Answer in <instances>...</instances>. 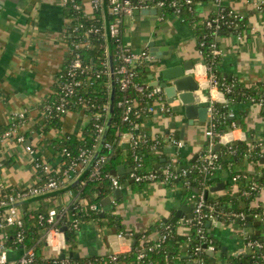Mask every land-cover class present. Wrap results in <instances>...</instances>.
Returning <instances> with one entry per match:
<instances>
[{"label":"crops","instance_id":"1","mask_svg":"<svg viewBox=\"0 0 264 264\" xmlns=\"http://www.w3.org/2000/svg\"><path fill=\"white\" fill-rule=\"evenodd\" d=\"M82 3L86 14L92 16L90 0H82ZM223 5L242 17L248 30L243 36L239 35L241 39L233 33L218 38L222 53L221 76L229 82L235 81L245 87L264 83V10L258 8V0H224ZM217 8L212 0L204 1L197 4L195 15L207 19L216 13ZM103 11L107 28V23L111 25V14L106 0ZM124 17L127 25L124 44L131 53L139 55L147 51L151 55L149 45L154 42L159 49L172 51L176 61L181 63L193 61L194 78L201 84L198 93L201 95L202 105H208L210 96L217 103H227L221 91H208L206 64L198 50L197 38L191 27L175 16L168 17L163 22L158 20V14L149 16L133 14ZM71 23L62 0H0V196L9 189L23 191L39 183L38 173L33 168L34 160L46 161L54 168L61 169L62 157L55 156L51 150L52 142L60 136V133L51 129L47 134H43L40 126L44 125L46 117L43 105L54 93L58 74L70 53L68 40L71 35ZM149 66L150 75H153L155 66ZM161 101L164 105L171 106L174 114L169 116L158 109L141 128V132L150 137L160 136L165 142L169 139L184 141L185 146L182 150L178 152L172 150L171 153H165L162 158L169 161L180 157L182 166L188 168L193 164L192 160L196 155L200 157L206 151L208 121L201 123L196 120L194 125H190L180 102L168 104L165 98ZM22 111L28 112L29 121L20 129V134L26 138L27 144L33 147V153L27 152L26 145L18 143L15 138L1 139L14 116ZM230 112L234 115L236 124L237 121L240 124L241 119L244 118L247 129L230 130L222 136L221 144L246 142L253 147L256 145L264 147V117L260 106L253 103H232ZM92 119L93 115L85 108L70 111L61 119L62 133L81 136ZM172 123L175 127L171 126ZM121 147L124 152L132 148L129 134L122 138ZM262 164L264 165V158ZM240 170L250 175L257 173L256 165L247 160ZM222 174L215 176L214 179L224 182L226 189L211 194L210 198H221L231 192L238 199L241 186L237 183L233 184L229 175L228 178H224ZM132 184L129 181L122 185L123 195L120 200L115 201L114 194L108 197L113 203L104 206L103 202L102 211L107 216L119 218L124 232L134 235L135 238L120 237L119 232L108 225L109 219L105 218L104 214L102 221L93 219L80 226L76 232L77 245L73 251L68 248L59 253L45 245L44 257L54 259L60 258L62 253H66L67 256L72 253L78 255V260H87L127 254L132 251L136 235H142L160 221H169L180 211L184 216L177 215V217L182 219V222L191 220L182 210L194 207L195 200L187 193L183 181L174 184L153 182L135 189ZM215 185L216 183L213 186ZM44 200L23 204L19 207L20 215L26 220L27 213L23 209L26 205H31L32 210L43 206L49 211L59 206H71L76 199L72 193L66 192L52 201L41 202ZM257 203L264 206V190ZM238 221L240 219L232 223L208 221L222 223L221 228H207L208 234L216 244L214 264H227V258L230 257L250 256L252 250L245 243L246 235L255 237L260 233L259 237L264 238V221L261 218L255 219L254 222L262 221L263 225L253 228L248 225L243 228ZM12 230L13 228H7L2 232L0 254L5 247L9 263L18 264L25 248H17L8 243L6 233ZM180 231L187 233L188 230L183 227ZM262 258L264 264V253ZM67 260L78 261L69 257ZM176 264L182 262L178 261Z\"/></svg>","mask_w":264,"mask_h":264},{"label":"trees","instance_id":"2","mask_svg":"<svg viewBox=\"0 0 264 264\" xmlns=\"http://www.w3.org/2000/svg\"><path fill=\"white\" fill-rule=\"evenodd\" d=\"M164 1L166 6L163 9V13L167 18L174 17L175 9L170 3L175 0ZM109 2L110 0H106L108 5ZM131 2L132 4H137L138 0H131ZM79 3H81V0H79ZM196 6L193 7L194 10H196ZM66 10L68 18L72 21L70 27L71 35L68 40L70 53L58 74L54 93L43 105L44 112L48 107H53V109L46 114L44 125L40 126L43 134H47L51 129H55L60 133V136L52 142L51 150L55 156L60 155L62 157V165L61 169L54 168V171L49 174L38 171L37 173L41 178V184L47 183L50 179H62L63 173L67 169L74 164H80L82 162L83 158L81 155L84 151H93L97 145L99 147L100 142L98 141L99 132L97 126H103L107 122V108L110 106L112 79H114L116 84L112 125L106 138V143H110L111 148L103 147L98 156V158L103 156L104 159H95L92 165H89L82 174L84 175L83 179L78 185H67L66 188L64 187L59 190L62 193L56 195L57 197L50 198L47 201H41H52L66 192L72 193L77 200L69 207L68 217L61 219L59 224L61 229L67 227L65 233L67 243L70 250L73 251L77 245L76 231L72 228L73 222L78 220L84 223L93 219L102 221L104 214L105 218L109 219L108 225L111 228L117 230L119 234L123 233L126 236L135 238L134 235H129V233L124 232L119 218L110 215L107 216L102 211L104 209V200L112 196L115 192L110 176L113 171L124 166L127 170L132 169V171L127 174L125 180L118 177L122 185L133 181L132 174L144 177L148 174L155 173L159 176L156 182L162 181V169H157L156 167L160 159L165 156L166 143L159 136L158 139L148 137L145 139L146 141L140 140L128 152H124L121 147V141L124 135L134 133L137 138L143 135L141 128L152 116L148 109L153 102L146 95H136L133 86L128 90H121L119 83L121 75L118 74V69L124 64L122 58L123 41L124 33L127 29L125 17L123 15L110 16L111 24L118 23L119 26L118 35L111 38L112 73L107 35H105V31L102 29L105 22L103 8L97 10L94 19L91 20H88L83 12L76 11L70 4L66 6ZM232 12L231 8L222 5L217 8L214 15L207 19H201L195 15V11H190L189 7L185 5L181 9L180 16L184 19V23L195 32L198 50L201 51L206 66L210 68L209 74L218 80L220 88L226 97L227 103H215L214 105L215 117L213 123L215 127L213 131L215 132L216 147L220 145V149L217 151V154H219L217 164L222 168V173H228L231 181L234 177L239 176L237 182H232L233 184L237 183L242 188L239 192L238 199L231 192H228L221 198H209L205 203L203 214H210L211 208H214L219 221L232 223L237 219H232L229 216L243 213L246 219L242 220L239 224L241 227L246 228L248 225L247 218L249 217L253 218V220L261 218L264 221V206L257 203L264 188V165L262 164L264 147L259 145L253 147L246 142L221 145L219 144L218 135L222 136L235 128L247 129L244 118L241 119V123L238 125L236 124V119L232 120L229 118L228 114L230 112V104L232 103H262L261 110L262 116L264 117V83H259L253 87H245L235 81L229 82L221 76L220 65L222 55H214L212 44L216 43L218 48H220L218 38L221 35L227 36L233 33L243 36L245 31L248 30L246 22L237 20ZM215 20L219 21L215 22ZM208 22H212V26H208ZM231 24L234 27H230L229 25ZM217 25L220 26L219 30L216 29ZM95 28L100 29V31H93ZM76 43H89L90 46L76 49ZM76 55H79V59L83 65L82 69H74L71 65ZM134 73L135 84L150 87V66L146 61L137 64ZM76 82L79 85L74 87L71 96L66 97L68 111L85 108L92 115L99 114L102 116L98 120L92 119L81 136L62 133L61 119L64 115L57 112L56 109L60 100L65 96L62 87L66 84ZM162 96L163 93L160 92L156 98L160 100ZM126 99L137 100V104L141 109L139 115H130V121L124 120L126 106L120 105ZM28 121L29 116L18 122L21 125L28 123ZM207 126H211V121H208ZM204 154L205 152L200 155L195 163L190 164L186 168L192 174L191 176L187 175L185 178L173 180L170 183L174 184L177 181H183L186 184L185 188L191 199L195 195H203L207 188L216 183L214 178L201 171L202 161L200 158ZM246 160L256 165L257 170L256 174H249L247 178L244 177L245 172L240 170ZM97 162H99V175L92 176ZM168 165L182 167V160L180 157L175 160H167L164 167ZM147 184H149L148 181L139 183L133 181L131 186L135 189L142 188ZM21 192V190H6L0 196V201L11 195L17 196ZM82 203H85L86 206L81 207ZM92 205H96L98 211H92L90 209ZM30 206L26 205L23 207L27 213L23 226L13 227V230L10 233H6V235L9 244L17 248H33L35 250V261L32 264H176L178 261L182 262V264H214L216 262L207 250L210 246L216 247V244L207 231L206 224L208 219H203V225L200 226L197 221L191 223L182 222V219L177 217V215H173L167 222L160 221L136 238L132 251L127 254L116 255L117 261L110 262L108 258L81 259L77 262L62 261L60 258L46 259L43 254V247L45 246L44 235L51 228V225L46 221L49 211L45 210L43 206L32 210ZM183 227L188 230L187 233L180 231ZM201 228L204 230L203 233H199ZM20 234L23 237L22 243H18V236ZM163 236H167V238L162 242L161 239ZM244 239L245 243L251 240L264 242V238H255L251 235H246ZM198 247L201 248L200 252H196V248ZM263 253L264 250H252V253L247 258H227V264H263ZM141 255H143L142 258H140ZM200 260L203 262L201 263Z\"/></svg>","mask_w":264,"mask_h":264},{"label":"built area","instance_id":"3","mask_svg":"<svg viewBox=\"0 0 264 264\" xmlns=\"http://www.w3.org/2000/svg\"><path fill=\"white\" fill-rule=\"evenodd\" d=\"M206 0H175L170 3V5L175 9V17L179 18L182 22H184V19L180 16L181 15V9L183 6H188L190 11H195L194 6L197 5L198 3L204 2ZM215 5L219 8L220 6L223 5L224 0H212ZM92 9H93V15L90 16L89 14H86L83 8V3L81 0V3H79V0H62V4L66 7L68 4H70L76 11L83 12L85 17L88 20L94 19L95 17V12L99 9L103 8L104 5V0H90ZM165 1L164 0H138L137 4H132L131 0H110L109 2V9H110V14L111 15H123V16H132L134 14V10L139 9H157L158 10V20L163 22L164 20L167 19L165 14L163 13V9L165 8ZM264 0H258V8L260 10H264ZM237 20H243L242 17L237 15L236 13L232 12ZM219 20H215V22H218ZM208 26H212V22L207 23ZM230 27H234V25H229ZM102 29L105 31V35H107L106 32V26L105 23L102 27ZM217 30L220 29V26L217 25L216 27ZM93 31L98 32L100 29L95 28ZM110 31H111V38L116 37L119 33V26L118 23L116 24H111L110 25ZM238 38L241 39V37L238 35ZM86 46H90L89 43H76L75 48L80 49ZM203 46V44H201ZM212 50L215 56L222 55L220 48H218L217 44H212ZM201 53V51H200ZM122 58L124 64L118 69V74L121 75L119 79V83L121 86V90L125 91L128 90L131 86H133L134 91L136 92V95L141 96V95H146L149 99H152L153 102L151 106L149 107L148 111L153 115L157 113L158 109L169 115L172 116L174 114L173 109L169 105H164L163 101L159 100L157 97L158 93L161 91L156 88H152L144 85H137L134 83V78H135V73L134 69L137 64L145 62L146 60L150 59V53L147 51L142 52L139 55H134L131 53L130 49L127 48L124 44L123 41V53H122ZM72 67L74 69H82L83 65L79 59V55H76L75 59L72 61ZM207 68V77H206V83L208 87V91H221L224 95V92L220 88V84L218 80L210 76V68ZM200 84V83H199ZM79 83H73V84H66L62 87L63 92L65 93V96L60 100V103L57 105L56 109L57 112L60 114H63L66 116L69 111L67 109L66 101L68 96H71L74 91V87L78 86ZM201 88V84H200ZM217 103L214 99H212V96L208 98L207 104H208V121H211V126L207 127L206 130V136L208 138L207 142V147L206 151L203 157L200 158L202 161V168L201 171L208 174L210 177L214 178L215 176H218L222 173V168L217 164L219 160V154H217V151L215 150L216 147V141H215V132L213 131L215 124L213 123L214 117H215V110H214V105ZM226 103V102H225ZM224 104V103H223ZM258 104L260 108L262 107V103H254ZM120 105L126 106V112H125V121H130V115H139L141 113V109L139 108L137 104V100L135 99H126L124 102H121ZM53 107H48L47 110L45 111V114L49 113ZM109 110V108H107ZM28 116L27 111H22L19 114L15 115L14 118L12 119L11 127L2 135L1 139H11L15 138L16 141L20 144L26 145V151L29 153H33V147L31 145H28L26 142V138L19 134L20 129L26 124H21L19 125V120H22ZM229 118L234 120V115L229 112L228 114ZM102 118L101 115L95 114L93 115V119H100ZM235 125V124H234ZM106 123L102 126H97L98 127V141H101V138L103 136L104 130H105ZM131 136L132 140V147L136 146L138 142L141 141H146L145 139L150 137L146 134L141 135L139 138H137L134 133H129ZM219 136V144H221V138L222 136ZM153 139H158V137H150ZM165 142V141H164ZM166 147L176 150L178 152L179 150H182L185 146L184 141L178 140V139H169L166 142ZM222 145V144H221ZM105 148L110 149L111 144L110 143H105L104 145ZM98 145L95 146L93 151H84L81 155L82 162L80 164H74L72 165L69 169H67L63 173V178L61 179H50L47 183L41 184V178L39 177V183L36 184L33 187L28 188L27 190H23L21 193H19L17 196H9L6 199H3L0 201V209L2 208H7L4 212L0 213V238L2 236V232L7 229V228H13L15 226H23L24 223V218L22 215H20V208L16 207L15 205L21 201L41 196L50 192H55L59 191L61 188L66 187L67 185H70L73 183L78 177H80L87 167L91 164L93 161V158L97 152ZM98 159L103 160L104 157L100 156ZM137 160V158H136ZM175 160V159H174ZM195 167V166H194ZM193 167V169H194ZM33 168L35 172L38 171H43L46 174H49L54 171V167L51 165V163L46 162V161H41V160H34L33 161ZM162 169V174H163V180L160 182L170 184L171 181L173 180H179L180 178H185L189 174L187 169H180V167H174L168 165L167 167H163ZM93 175L92 176H97L99 175V162L95 164V167L93 169ZM249 174L245 173L244 177L247 178ZM158 175L157 174H148L144 177L137 176L135 174H132V179L134 182H142V181H148L149 183H153L158 181ZM111 181H112V186L113 188L116 189H122L123 186L118 180V177L110 176ZM239 179L238 177H234L232 179L233 182H237ZM186 185V184H185ZM255 188V187H254ZM264 190V188H263ZM195 200V205H194V210H193V218L191 220H186L183 221L185 223H191L193 221H197L198 225L202 226L203 225V219H208V221H218L219 218L216 215L215 209L211 208L210 214H203V209L205 207V201H204V195L200 196H193ZM86 204L82 203L81 207H85ZM69 206H59L55 207L49 210L48 212V218H47V223L51 225V228L46 231L44 235V243L47 245L50 249H53L57 252H62L65 251L66 249L69 248L68 243H67V237L66 234L62 231L60 228V220L64 219L65 217H68V209ZM92 211H98V207L96 205H92L90 207ZM232 219H240V221L245 220L246 216L245 214H234L229 216ZM83 224L81 221H74L72 224V228L78 232L80 229V226ZM204 230L201 228L199 230V233H203ZM120 237L126 236L123 233L119 234ZM167 236H163L161 241L163 242ZM23 242V237L21 234L18 236V243ZM247 246L251 250H264V242L258 241V240H251L247 242ZM208 251L210 252H215L216 248L214 246H210L207 248ZM201 248L198 247L196 248V252H200ZM143 255L140 256L142 258ZM108 261H117V256L112 255L108 257ZM35 261V250L33 248H25L24 249V254L23 256L19 259L18 264H32ZM202 263L203 261L200 260ZM0 264H10L9 259L7 256V251L6 248L4 247L2 249V252L0 254Z\"/></svg>","mask_w":264,"mask_h":264},{"label":"water","instance_id":"4","mask_svg":"<svg viewBox=\"0 0 264 264\" xmlns=\"http://www.w3.org/2000/svg\"><path fill=\"white\" fill-rule=\"evenodd\" d=\"M158 10L157 9H143L134 10L135 16H149V15H157ZM107 40H108V47H109V57H110V64H111V70L113 73V66H112V45H111V31H110V25L107 23ZM151 55L150 59L147 61L148 65H154L155 70L154 74L149 76V79L151 81L150 87L159 89L163 93V97H161V100H164V98L167 100L168 104H174L176 101L180 102V104L185 109V116L187 120L189 121L190 125H194L196 120H199L201 123H206L208 121V105H202L201 102V95L198 93L200 91V84L195 80V76L193 73V70L195 69V64L193 61H185V62H179L176 61L174 57V53L172 51L162 50L159 49V47L156 46V43L151 42L149 45ZM115 92H116V84L114 79H112V91H111V98H110V106L108 110V118L105 126V130L103 133V136L100 141V145L97 149V152L93 158V161L98 158L100 155L101 150L103 149L105 143L108 131L112 125V115L114 112V100H115ZM237 124H239V121H237ZM172 127H175V124H171ZM220 145L216 147V151H219ZM172 149L168 148L165 149V153H171ZM198 155H196L192 163H195L198 159ZM93 161L91 162L90 166L92 165ZM167 159L161 158L159 163L157 164V169L163 168L166 164ZM186 166L180 167V169H186ZM132 169L127 170L124 166L119 167L116 171L112 172V175L114 177H121L122 179L127 178V174L130 173ZM189 176L192 174L189 173ZM224 178H228V173L223 172L222 174ZM84 175H81L76 182H74L72 185L76 186L80 183V181L83 179ZM216 185L209 187L204 191V201L207 202L210 198L211 194L222 192L226 189V184L224 182H220L219 180H215ZM133 181H130V184H132ZM60 191L50 192L41 196L33 197L24 201H21L17 203L15 206L20 207L23 204L32 202V201H39L44 200L48 198H53L56 195H58ZM123 195L122 189H116L114 196L115 201L120 200V197ZM112 199L107 198L104 201V206L111 205ZM7 208L0 209V213L7 210ZM193 210L194 207L185 208L182 211H185L188 214L189 218H193ZM179 217H183L181 211L177 214ZM248 221V227H259L262 226L264 223L261 222H254L253 218L249 217L247 218ZM164 222H167L166 220ZM240 223V221H238ZM263 223V224H262ZM207 228L210 227H222V223L220 222H207L206 224ZM62 231L66 233L67 227H63ZM139 235H136V238H138ZM260 233H257L256 237H259ZM136 240L134 241L135 244ZM207 248V246H205ZM214 252H209V255L211 257H214ZM72 259L74 261L78 260V255L70 253L69 256H67L66 253H62L60 255L61 260H67ZM215 262V261H214ZM225 263V261L223 262Z\"/></svg>","mask_w":264,"mask_h":264}]
</instances>
